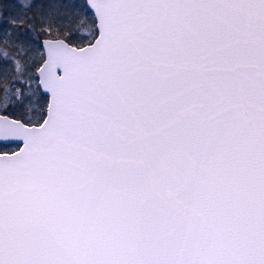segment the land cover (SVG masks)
Returning <instances> with one entry per match:
<instances>
[{
    "label": "snow or ice",
    "instance_id": "1",
    "mask_svg": "<svg viewBox=\"0 0 264 264\" xmlns=\"http://www.w3.org/2000/svg\"><path fill=\"white\" fill-rule=\"evenodd\" d=\"M0 264H264V0H0Z\"/></svg>",
    "mask_w": 264,
    "mask_h": 264
}]
</instances>
